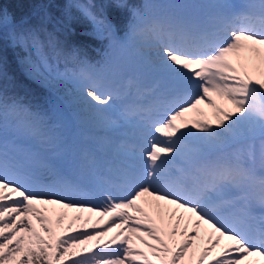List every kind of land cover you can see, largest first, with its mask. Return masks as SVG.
I'll use <instances>...</instances> for the list:
<instances>
[{"label": "snow or ice", "instance_id": "obj_1", "mask_svg": "<svg viewBox=\"0 0 264 264\" xmlns=\"http://www.w3.org/2000/svg\"><path fill=\"white\" fill-rule=\"evenodd\" d=\"M107 7L69 2L67 21L75 8L97 38H140L176 87L117 110L120 92L81 68V102L116 116L72 158L78 173L98 176L104 133L138 117L132 163L104 179L98 205L46 194L53 185L41 169L68 182L64 136L48 111L0 87V264H264V0H214L179 18L132 11L123 33ZM42 31L22 24L10 39L38 53L26 72L54 94L68 73L57 68L59 41ZM257 207L262 226L253 228ZM57 209L75 215L65 223Z\"/></svg>", "mask_w": 264, "mask_h": 264}, {"label": "trees", "instance_id": "obj_2", "mask_svg": "<svg viewBox=\"0 0 264 264\" xmlns=\"http://www.w3.org/2000/svg\"><path fill=\"white\" fill-rule=\"evenodd\" d=\"M75 0H0V61L4 66L5 76L0 78V87L7 89L9 95H16L25 100L31 98L33 94H46L53 100L51 92L41 89L29 81L23 74L22 59H36L37 53L27 47L11 45L10 33L20 30V25L24 27H35L43 29L41 38H47L46 34L51 33L59 41L61 55L57 62V68L67 72L78 64L80 59H88L93 62L99 51L100 39L92 35V25L85 20L75 8L71 9L72 20L70 23L66 17V5ZM98 1H103L107 7V17L116 26L121 28L124 18L120 8L116 3L126 4L132 7L135 3L145 6L151 0H94V4L99 6ZM187 3L188 0H183ZM126 7V6H125ZM95 11V9H94ZM5 13L7 14V26L5 27ZM45 53L51 50L45 46ZM62 51H67V56L63 57ZM66 54L65 52H63ZM69 54L71 58L68 57ZM66 69V70H65ZM41 91V92H40ZM56 94H61L56 92Z\"/></svg>", "mask_w": 264, "mask_h": 264}, {"label": "rangeland", "instance_id": "obj_3", "mask_svg": "<svg viewBox=\"0 0 264 264\" xmlns=\"http://www.w3.org/2000/svg\"><path fill=\"white\" fill-rule=\"evenodd\" d=\"M231 1H233L234 5H237V6L245 5L242 3V0H231ZM132 43H133V50L136 54H138L140 51L142 52V50H145L146 48H148L142 42V40L140 38L132 39ZM11 44H13L12 41H11ZM25 59H26V57H25ZM25 59H22V65H23L25 74L33 82L40 85L42 88L50 89L47 85L42 84L41 82L33 79L32 77H30L27 74L25 66H24ZM146 61H149V63L151 65H157L156 59H147ZM81 68L85 69L86 73L89 74L93 79L99 81L102 84L104 89L110 88L114 91L120 92L121 99H119L115 102L117 110L124 108L127 104H129L131 102L129 100V98L125 99V96L128 93H131V92H133V90H136V94H138L140 92H146V90H149V89H147L148 87L143 86L144 82L139 80V78H138L139 76H133L130 73L126 74V76L122 77V79H121V76L116 77V76L109 74V72L108 73H102V74L98 73V78H95V75L93 73H91L86 66H82ZM81 68L80 67L77 68V71L79 73H80ZM155 70L160 72L158 67ZM160 74H161L162 79H165L167 81H171L165 74H163L161 72H160ZM168 84H169V87L164 92L176 87V85L174 83H168ZM79 85H80V76H78L76 79L69 78L68 76L66 78L63 77L56 83L55 92L56 91L61 92V97L65 98V100L68 102V104L75 109L74 112H79V113H77V117H78L79 123H81V125H83L85 128H95L96 130H99V128L101 126V120L104 117L101 115V113L94 112L92 109H89L86 105H84L81 102V91H80ZM50 90H52V89H50ZM150 98H152V97H150ZM150 98L146 97V102ZM201 107L204 109L205 112H208L209 114L212 111L211 109L207 108L206 106L202 105ZM69 114L67 112L65 116L67 117V115H69ZM111 114H116V113L114 112ZM107 115H109V114H107ZM61 118H62V116H61ZM128 119H129V117L123 121H120V124H123L125 126L126 125L130 126L132 123H135V122H136L135 124H138L137 119H135V122H133V121L128 122ZM56 120H59L58 115L56 117ZM67 127L70 130V132H73L75 134L80 133V131H77L76 128L72 127V122L69 119L67 120ZM106 138H107L108 142L111 141V138L109 135L106 136ZM116 143L118 144V141H116ZM192 146L194 147L195 145L193 144ZM120 147H121V150H124V148L122 146H120ZM106 163L110 164V162H106ZM113 167H114V169H117V166L113 165ZM101 173L105 174L106 176H110L109 172L106 170V168L104 166V160L102 163ZM71 178H72L73 182H77L76 180L78 178H83V179L89 178L90 179V183H87L84 186V188H86L88 191V196H77V195H74V194L66 191V190L71 191V190H73V188L68 187L67 184H65L63 182L56 183L52 174L46 170L41 169V173H40V179H41L42 183H44L45 185H53L51 191L46 193L49 196H54V195L59 196L60 193H63L66 196V199L72 198L75 201H78V202L81 201L83 203H87L90 205H98V204L103 203V199H101L98 196L99 190L97 189V186H96L98 184H102L105 186L103 180L96 178V176H93V175L91 176L89 174H80L77 171H75L73 173ZM48 182H50V184ZM55 183H56V185H55ZM58 187L60 189H57ZM57 211L58 212H67V218L65 220V223H67V220L75 215V213H73L71 210L57 209ZM83 215L85 217L88 216V214H86V213H83ZM261 215L262 214L260 212V209H256V219L257 220H261ZM93 217H95V216H93Z\"/></svg>", "mask_w": 264, "mask_h": 264}, {"label": "bare ground", "instance_id": "obj_4", "mask_svg": "<svg viewBox=\"0 0 264 264\" xmlns=\"http://www.w3.org/2000/svg\"><path fill=\"white\" fill-rule=\"evenodd\" d=\"M119 157L121 156L120 154H117ZM129 159H130V157H129ZM131 160V159H130ZM100 190V189H99ZM102 195V194H101ZM64 196V195H63ZM103 197V196H102ZM88 214V213H87ZM88 215H90V214H88ZM92 219H93V221H95L97 218L96 217H92Z\"/></svg>", "mask_w": 264, "mask_h": 264}]
</instances>
